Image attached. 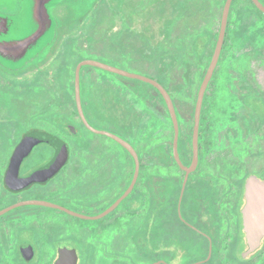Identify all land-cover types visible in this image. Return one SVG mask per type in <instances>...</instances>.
Here are the masks:
<instances>
[{
  "label": "flooded vegetation",
  "instance_id": "af4514ba",
  "mask_svg": "<svg viewBox=\"0 0 264 264\" xmlns=\"http://www.w3.org/2000/svg\"><path fill=\"white\" fill-rule=\"evenodd\" d=\"M216 1L62 0L50 42L21 66L0 63V264H264V238L247 255L243 224L247 183H264V85L232 65L215 80L233 23L262 37L249 23L264 0H230L196 144L228 0L189 114L177 96L212 40L198 25ZM21 9L0 0L3 15ZM119 72L158 84L176 126L158 89Z\"/></svg>",
  "mask_w": 264,
  "mask_h": 264
},
{
  "label": "water",
  "instance_id": "95a60500",
  "mask_svg": "<svg viewBox=\"0 0 264 264\" xmlns=\"http://www.w3.org/2000/svg\"><path fill=\"white\" fill-rule=\"evenodd\" d=\"M20 1L22 2V9L18 15L6 16L0 13V63L9 67L21 66L50 42L55 30V20L51 15V10L62 0ZM229 5L230 0L227 1L224 7L216 47L198 92L195 109V144L203 97L215 67L217 66L224 42ZM259 8L264 11L262 7L259 6ZM119 73L146 81L158 89L167 99L169 111L176 126V119L170 100L167 93L158 84L140 76L129 75L122 72ZM118 141L137 162V156L133 148L119 139ZM24 155L23 152L15 153L12 157V165L19 162ZM136 176L137 171L128 192L131 191ZM119 202L120 200L116 205ZM243 224L248 246L246 254L249 255L260 247L261 241L264 238V183L253 181L247 183L246 205L243 209Z\"/></svg>",
  "mask_w": 264,
  "mask_h": 264
},
{
  "label": "rangeland",
  "instance_id": "374dc122",
  "mask_svg": "<svg viewBox=\"0 0 264 264\" xmlns=\"http://www.w3.org/2000/svg\"><path fill=\"white\" fill-rule=\"evenodd\" d=\"M222 1H216L213 9L210 10V19L209 21L203 23L201 22L198 25V30H208L212 34V40L208 44L206 48V52L201 58L199 62H194V71L192 72L191 78L193 79V86L188 88H183L181 92L178 93L177 96L183 99V113H190L193 107V103L196 97L197 87L200 81V78L204 74V70L206 68L207 62L210 58V55L213 51L214 46V38H216V34L219 28L220 21V13L222 9ZM262 19V18H261ZM251 24V25H249ZM247 23L246 26H254L257 32L264 31V19L257 23ZM237 24H232L231 33L228 37L227 43L225 45L220 67L215 75L216 81H221L227 74V70L229 65H232L231 70L233 72V78H237V73H240V76L246 80H258L262 82L264 85V32L262 33V37L257 41V43L250 42L249 40H244L237 34V30L235 29ZM204 40V41H203ZM208 41V38L202 39L200 42V46L204 45ZM189 42L188 39L183 40L182 47L183 55L182 57L193 63V60L189 55V51L186 50V43ZM188 47V46H187ZM236 71V72H235ZM175 95V93L173 92ZM184 113V114H186Z\"/></svg>",
  "mask_w": 264,
  "mask_h": 264
}]
</instances>
